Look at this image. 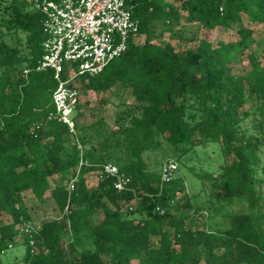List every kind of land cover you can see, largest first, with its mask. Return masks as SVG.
Returning <instances> with one entry per match:
<instances>
[{
	"label": "trees",
	"instance_id": "16d2710c",
	"mask_svg": "<svg viewBox=\"0 0 264 264\" xmlns=\"http://www.w3.org/2000/svg\"><path fill=\"white\" fill-rule=\"evenodd\" d=\"M126 1L138 32L102 73L78 80L117 96L114 126L99 119L78 127L77 107L71 130L48 119L54 71L36 69L45 15L29 0H0V264H264V46L246 53L250 25L264 24V0ZM182 18L235 29L239 39L214 46L198 38L186 49L152 42ZM212 144L219 168L190 166L209 182L199 206L179 163ZM152 153L162 156L156 169L145 159ZM164 159L178 163L169 182L161 179ZM106 163L131 178L127 189L98 179ZM27 190L40 201L51 191L62 220L23 232L32 223L21 203ZM242 202L247 209L225 210ZM17 245L24 253L10 258Z\"/></svg>",
	"mask_w": 264,
	"mask_h": 264
},
{
	"label": "built area",
	"instance_id": "2783aa9c",
	"mask_svg": "<svg viewBox=\"0 0 264 264\" xmlns=\"http://www.w3.org/2000/svg\"><path fill=\"white\" fill-rule=\"evenodd\" d=\"M29 1L45 15L47 37L43 43L44 54L36 69H52L56 81L53 92L55 109L48 119L75 130L80 76H96L113 59L120 57L127 50L130 38L138 32V20L133 16V6L126 0ZM82 164L83 161L67 183L69 193L74 189ZM177 169L178 163L168 160L162 167V181L169 182ZM97 177L99 180L113 178V186L118 191L127 189L131 182V178L113 163L101 166ZM34 227L33 223L24 225L22 231L29 232Z\"/></svg>",
	"mask_w": 264,
	"mask_h": 264
},
{
	"label": "rangeland",
	"instance_id": "374dc122",
	"mask_svg": "<svg viewBox=\"0 0 264 264\" xmlns=\"http://www.w3.org/2000/svg\"><path fill=\"white\" fill-rule=\"evenodd\" d=\"M247 24V22H246ZM250 27L254 30L252 35L253 43L246 51L255 52L262 50L264 46V24H253ZM206 39L214 46H218L220 43H227L239 39V35L235 29L224 28L221 26L208 28L197 25L195 23L187 22L182 18L181 23L172 27L169 31L157 30L154 37L151 39L156 44L171 43L174 46H180L181 49L192 48L196 46V39ZM136 42L141 44L145 40V36L138 35L135 38ZM248 65V61L245 60L242 64L238 65L237 69L242 70L244 66ZM77 87L80 91V102L78 111L82 113L77 117V126H83L88 123L94 122L99 119L106 121L110 127L114 126L115 122V104L118 101L117 96L110 91H94L86 89L80 81L77 82ZM247 106H249L247 104ZM216 145H209L207 148H198V157L193 162H188L186 166H180L179 172L185 176V182L187 184V195L195 197L193 202L196 205H203L205 203L206 194L208 191L209 182H202L197 176L190 171V166L194 165L196 170H206L209 168L215 171L219 168L220 152L215 148ZM161 153H152L145 156V159L150 169H156V165L161 159ZM166 159L163 160V164ZM161 165V168L163 166ZM55 180L62 182L59 176H56ZM90 187L95 186L96 180L92 175L87 177ZM54 185L53 182H51ZM65 184L66 182H62ZM264 190V186H263ZM197 196V197H196ZM21 203L28 207L31 214L32 223L35 227H39L43 221L60 219L62 220V214L58 209L51 191H48L43 201L38 200L29 190L24 191L21 197ZM247 209L246 203L231 204L226 207V211H243ZM204 216H207L206 212H203ZM154 240V239H153ZM155 243V242H154ZM24 246L17 245L10 248L9 257L12 258L15 254L22 255L24 253ZM133 264H140L139 262H133Z\"/></svg>",
	"mask_w": 264,
	"mask_h": 264
}]
</instances>
